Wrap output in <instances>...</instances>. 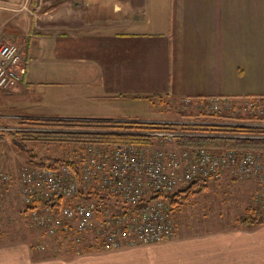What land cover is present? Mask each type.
Segmentation results:
<instances>
[{
    "label": "crops",
    "instance_id": "0c3cea01",
    "mask_svg": "<svg viewBox=\"0 0 264 264\" xmlns=\"http://www.w3.org/2000/svg\"><path fill=\"white\" fill-rule=\"evenodd\" d=\"M7 42L27 65L16 87L0 89L14 98L7 120L176 122L167 104L264 95V0H0ZM0 192V264H264V223L245 227L219 210L174 211L163 241L76 250L12 228L29 212L13 217L16 194Z\"/></svg>",
    "mask_w": 264,
    "mask_h": 264
},
{
    "label": "built area",
    "instance_id": "2783aa9c",
    "mask_svg": "<svg viewBox=\"0 0 264 264\" xmlns=\"http://www.w3.org/2000/svg\"><path fill=\"white\" fill-rule=\"evenodd\" d=\"M26 68L24 52L18 44L7 42L0 45V89L16 87ZM250 103L243 111L264 116V96ZM231 105L216 100L213 109L221 110ZM244 122L252 124L248 120ZM253 125L264 126V122L257 121ZM151 134L157 137L156 143L117 146L90 143L78 147L79 158L76 160L81 161L80 173L73 167L25 166L19 174L20 190L22 201L27 208H32L29 215L40 228L51 233H56L64 219L76 220L81 224L78 226L81 231L98 223L94 228L104 236L102 245L117 248L123 244L159 242L173 236L174 218L170 206L160 200L163 196L149 199L154 193H169L197 178L217 179L228 169L239 171L243 179L255 177L264 184V159L257 150L231 148L213 151L204 146L181 145L177 142L178 136L193 135L181 130H158ZM2 154L0 145V159ZM0 178L6 183L12 178L1 165ZM92 187L100 194L99 199L87 195ZM62 195L77 196L80 200L65 205L59 213L52 212L49 207L43 210L46 200L55 201ZM101 196L129 203L125 208L115 204L112 209L106 205V197ZM146 198L148 200L141 206L130 205V202L138 203Z\"/></svg>",
    "mask_w": 264,
    "mask_h": 264
},
{
    "label": "trees",
    "instance_id": "16d2710c",
    "mask_svg": "<svg viewBox=\"0 0 264 264\" xmlns=\"http://www.w3.org/2000/svg\"><path fill=\"white\" fill-rule=\"evenodd\" d=\"M240 119H243L242 117ZM245 120V119H244ZM20 126L31 128L26 130L0 131V140L8 136L10 144L23 155L27 156L29 164H38L51 168L62 165H71L81 172V161L76 159H63L54 155L40 156L34 148L28 146L29 142L45 144L75 145L83 148L87 144L94 145H146L156 143L157 137L151 133L158 130H181L193 135L177 137L181 145L204 146L210 150L252 148L264 154V126L250 123L231 124H192L183 125L168 122H150L142 120H34L22 119ZM235 135V136H234ZM229 174V173H227ZM209 189V180L197 178L187 186L169 193L157 192L149 199L165 196L170 203L171 210L175 211ZM91 198L100 197L92 187L87 191ZM110 198L109 196H104ZM148 198L143 201H147ZM143 201L137 203L140 205ZM45 205L54 213H59L64 206L59 200H46ZM32 208H28L30 210ZM27 211V210H26ZM255 208L247 207L235 220V223L245 227H255L264 223V216L256 214ZM29 212V211H27ZM100 243L86 246L87 250L95 248ZM81 250V247H76Z\"/></svg>",
    "mask_w": 264,
    "mask_h": 264
},
{
    "label": "rangeland",
    "instance_id": "374dc122",
    "mask_svg": "<svg viewBox=\"0 0 264 264\" xmlns=\"http://www.w3.org/2000/svg\"><path fill=\"white\" fill-rule=\"evenodd\" d=\"M258 98L259 96L253 97V98L251 97V99H245L243 101H237L235 103L225 100L229 104H232V105L230 107L227 106L224 109L222 108L223 110L213 109V107L216 106V100L212 102L211 100L206 101L204 103L197 104V105L194 104L195 105L194 108L190 106L188 101H184L183 102L184 104L181 103V106L178 103L177 104H167L169 107H166L165 110H170L167 113L172 117L183 118L179 121L173 122L174 124H180L181 126L192 125L195 123L211 124V123H216V122H219L220 124H231V123H240L245 120H248V122L255 124L257 121L264 122L263 114L261 113L256 114L250 111H243V108L251 104L250 102L252 100L258 99ZM12 101H14V98H12L11 100L9 97L7 96L5 97L0 93V125H8L12 127V128L5 127L6 129H2L0 131L4 132L10 129L25 130L24 127L20 126L19 120L18 121L17 120H7L6 115H10L13 112L17 113L15 110H12L11 106L9 105ZM220 105L222 104L220 103ZM184 116H186L187 118ZM241 117L243 119H240ZM168 118L169 117H165V119H168ZM22 119L24 118H21V120ZM170 119L175 120L176 118H170ZM168 123H172V122H168ZM4 139H5L4 142L3 143L0 142V145L2 147H4L3 145H6L8 149H10L9 154L6 156V162L9 165L5 168L4 165L2 164V162L5 163L4 151L0 159L2 161L0 165L2 166L3 170L11 174L12 178H10L9 182L7 183L4 182L0 178V183L3 184V186L8 187V190L12 192L11 194H16L14 195L16 199H14L13 201L9 200L10 201L9 204L11 205L10 208L14 210L10 212V214L13 215V217H18L16 215V212L17 214L20 213V215H23L24 213H27V211H31V210H28L24 201H22L23 205L21 204V206H20V202L18 201L19 195L21 196V190H20L21 182H20L19 174H20V171L23 170L25 166L29 165L28 163L29 159L27 156L23 155L22 153H20L18 150H16L15 148L11 146L10 144L11 142L8 136L5 137ZM28 146L31 148H34L36 150V153H38L40 156L50 154V155H54V156H57L63 159H68V158L78 159L79 158L77 154V151L79 150V148L75 147V145H64V144L58 145V144H45L41 142H29ZM212 150L216 151L215 149H212ZM261 155L263 156V159H264V154L261 153ZM19 156L20 158L21 156L23 157V161H20ZM61 168L73 169L71 165H62ZM225 171L226 172L219 178L210 179L209 189L207 191H204L203 193L197 195L191 203L186 204L181 208H177L175 209V211L184 210L186 208H189V209L197 208V209H202V210L204 209L205 210H219L220 212H222L224 216H226L223 219H226V221L228 222L229 221L235 222V220L244 212V210L247 207H251L257 210L255 211L256 214H260L259 216H264V184L260 183V180L255 177H245L246 179H243L242 178L243 175H241L239 171L235 170V172H232L231 169H228ZM187 185L188 184L179 185L178 187H176L170 192L183 188ZM251 185H255V186H251ZM246 186H248V189L250 191H247L246 189L244 191L241 189L242 187L245 188ZM242 193H245L246 196L248 197L252 195L251 199L253 200L251 204L246 206V201L242 200V198L240 199L239 196ZM83 197L84 196H82L81 198ZM101 197H104V196H101ZM21 199H22V196H21ZM95 199H99V197H95ZM57 200H59L65 206L68 204H72L80 199H78L77 196L75 197L71 195H62V196H59ZM160 200H162L163 202L165 201L168 207L170 206V203L165 196H163ZM145 202L143 201L142 204H144ZM105 203L106 205H109L110 207H112V209H114V206H116L115 204H117V206L121 208H125L129 202H124L119 199L112 200L111 198L106 197ZM130 203H131L130 205L133 207L135 206L138 207L142 205V204L136 205L137 204L136 202H135L136 204L132 202ZM63 207L61 209H63ZM46 208H48V206L45 205L43 210H45ZM171 211H172V215L174 218L173 221H174V230H175L176 221H175V217L173 214L174 211L173 210ZM21 217L23 219L19 217L20 219L18 218V220H15V222L11 224L12 228H14L13 226H16V225H20V226L27 225L29 230L31 231L33 230V232L34 231L38 232V234H41L43 237H44V233L48 234L46 235L47 237L45 236L46 238L44 239H48L51 242H54V244L55 243L61 244V242L68 243L70 241L72 242V245H75L76 247H86V245L89 246L95 243L101 244L104 238L103 234L101 235V233H98L97 229L94 228L95 226L98 225V223L91 224L92 227L91 226H90L91 228L87 227L86 229L88 230L86 231H81L78 227L81 224L78 223L76 220L64 219L62 226L61 227L58 226L56 228V233H51L46 228L40 229V227L32 219L31 215L27 217H24V216H21Z\"/></svg>",
    "mask_w": 264,
    "mask_h": 264
}]
</instances>
